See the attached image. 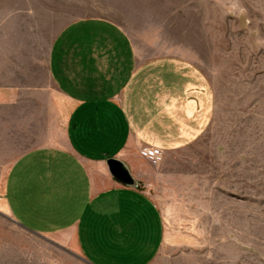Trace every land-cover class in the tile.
I'll return each instance as SVG.
<instances>
[{"label":"crops","instance_id":"crops-1","mask_svg":"<svg viewBox=\"0 0 264 264\" xmlns=\"http://www.w3.org/2000/svg\"><path fill=\"white\" fill-rule=\"evenodd\" d=\"M20 66L13 53L0 65V169L9 165L0 212L89 264H152L162 219L139 183V150L168 158L199 141L215 116L210 79L190 58L143 57L103 17L54 37L50 88L27 83ZM106 157L123 162L137 187L115 180Z\"/></svg>","mask_w":264,"mask_h":264},{"label":"rangeland","instance_id":"rangeland-1","mask_svg":"<svg viewBox=\"0 0 264 264\" xmlns=\"http://www.w3.org/2000/svg\"><path fill=\"white\" fill-rule=\"evenodd\" d=\"M86 17L121 26L143 57L190 58L215 90L191 148L157 163L139 150L162 219L152 264H264V0H0V65L13 53L27 83L50 88L54 37ZM0 264L89 263L0 212Z\"/></svg>","mask_w":264,"mask_h":264},{"label":"water","instance_id":"water-1","mask_svg":"<svg viewBox=\"0 0 264 264\" xmlns=\"http://www.w3.org/2000/svg\"><path fill=\"white\" fill-rule=\"evenodd\" d=\"M109 174L127 187H137V181L132 177L127 166L118 159L106 157Z\"/></svg>","mask_w":264,"mask_h":264},{"label":"built area","instance_id":"built-area-1","mask_svg":"<svg viewBox=\"0 0 264 264\" xmlns=\"http://www.w3.org/2000/svg\"><path fill=\"white\" fill-rule=\"evenodd\" d=\"M144 157L151 160L153 163L161 161L162 153L157 149L143 150Z\"/></svg>","mask_w":264,"mask_h":264}]
</instances>
